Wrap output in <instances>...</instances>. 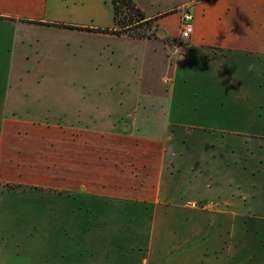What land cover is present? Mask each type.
<instances>
[{
    "label": "rangeland",
    "instance_id": "1",
    "mask_svg": "<svg viewBox=\"0 0 264 264\" xmlns=\"http://www.w3.org/2000/svg\"><path fill=\"white\" fill-rule=\"evenodd\" d=\"M83 1L82 14L87 22L112 21L113 10L108 0ZM133 1L147 20L137 30L149 33L150 39L131 36L130 40L108 41L114 50L111 57L107 48L101 50L105 46L103 39L84 38L80 43L74 40L69 48H59L63 42L59 36H44L49 43L45 80L8 82L9 65L2 59L0 100L6 93L19 101H23L24 96L30 97L29 101L39 98L43 103L35 105L51 110L43 115L50 121L64 118L59 111L65 108L69 110L66 118L75 119L80 115L88 120L91 116L94 120L90 122L106 126L121 115L130 116L137 107L138 126L131 124L113 133L127 137H159L165 142L163 172L159 179L146 178L138 184L133 179L115 178L113 185L105 180L100 187L95 177L83 178L84 192L90 188L103 190L106 185L110 192H118V197L110 195L108 198V208L101 198L91 200L99 201L97 225H102L94 227L97 228L89 238L93 244L100 249L109 247L119 232L124 238L129 233L133 240V250L128 256L102 250L95 253L88 264H264V219L254 217V214H264V210H255L257 203L264 202V139L258 141L263 145L244 146L233 134L207 129L206 121H197L206 129L189 128L188 125L197 120L191 113L177 119L185 127L165 130L161 126V111L157 108L163 109L169 103L160 88L168 89L169 84L168 77H163L168 73L158 45H162L168 55L176 57L181 53L184 41H179V17L183 11H190L198 0ZM75 8L72 5L65 13L77 14ZM67 17L73 21V15ZM171 47L175 48L174 52L170 51ZM107 58L119 62L111 64ZM178 84L184 87L182 81ZM177 100L176 96L174 102ZM74 134L81 138L109 136L107 131L100 130H76ZM234 137L240 141L239 146L228 144L229 138ZM50 201L44 203L45 197L31 190L0 200V232L4 235L0 238V264H6V257L10 263L17 264H74L81 260L71 249L74 243H79L71 235L74 220L68 213L65 219L60 216L63 211L57 207L49 214L55 217L59 213L60 218L49 216L45 207L52 203L57 205ZM87 201L89 199L82 200ZM127 201L132 215L142 214L135 221L128 222L126 212L120 213L119 207ZM8 203L11 207L6 208ZM64 226L68 227L67 231ZM85 226L83 223V228ZM84 242H88L86 237ZM85 260L83 254L81 264H85Z\"/></svg>",
    "mask_w": 264,
    "mask_h": 264
},
{
    "label": "crops",
    "instance_id": "2",
    "mask_svg": "<svg viewBox=\"0 0 264 264\" xmlns=\"http://www.w3.org/2000/svg\"><path fill=\"white\" fill-rule=\"evenodd\" d=\"M72 5L77 14L65 13ZM83 5V0H0V60L6 59L9 65L8 82L45 80L49 43L44 36H59L63 41L59 48H69L74 40L80 43L84 38L103 39L105 46L101 50L107 48L111 57L114 50L108 41L130 40L128 34L113 32L117 30L113 16L111 22H87L82 14ZM190 12L192 32L187 39L179 36V41H184L181 53L176 57L168 55L163 46L158 45L168 73L163 77H168L169 84L168 89L160 88L169 103L163 109L157 108L161 111L162 128L183 126L177 119L191 113L197 120L189 124V128L206 129L197 122L202 120L207 122V129L233 134L244 146L263 145L258 141L264 139V0H198L191 5ZM70 15L73 21L67 20ZM108 59L111 64L119 62ZM178 81H182L183 88ZM177 84L178 93L175 92ZM29 98L24 96L23 101H19L6 93L0 100V187L11 186L9 190L0 188V200L31 190L45 197L44 203L55 202L57 205L52 203L45 207L47 214L54 219L60 216L65 219L68 213L74 220L71 235L79 243H74L71 249L81 260L84 254L85 264L102 250L128 256L133 250L129 233L124 238L119 232L113 244L103 249L89 239L100 216L99 201L92 202V198H101L108 208V198L110 195L118 197V192H110L107 185L103 190L90 188L84 192L81 184L87 176L95 177L100 187L105 180L113 185L115 178L133 179L138 184L146 178L150 181L161 178L165 142L159 137H127L113 133L131 124L138 126L137 107L130 116L121 115L106 126L90 122L91 116L88 120L80 115L75 119L66 118L69 110L65 108L59 111L64 118L50 121L43 115L51 110L36 107L35 104L43 103L39 98L36 101ZM76 130L107 131L109 136L81 138L75 136ZM228 144L239 146L240 141L229 138ZM156 190L158 193L157 183ZM83 198L89 201L83 203ZM143 198L139 200L144 201ZM132 203L134 205L135 201ZM54 207L63 214L50 215ZM119 209L123 215V211L126 212L128 222L142 215L131 214L129 201ZM255 210H264V202L257 203ZM254 217L264 219V214H254ZM63 228L67 231L68 227ZM3 236L0 232V238ZM85 237L88 242H84ZM6 258V264H17ZM81 260L74 264H81Z\"/></svg>",
    "mask_w": 264,
    "mask_h": 264
},
{
    "label": "trees",
    "instance_id": "3",
    "mask_svg": "<svg viewBox=\"0 0 264 264\" xmlns=\"http://www.w3.org/2000/svg\"><path fill=\"white\" fill-rule=\"evenodd\" d=\"M113 10V24L117 28L116 34H128L137 38H151L149 33L140 32V28L147 22L145 14L134 4L133 0H108ZM75 28V27H70ZM91 30V29H87Z\"/></svg>",
    "mask_w": 264,
    "mask_h": 264
},
{
    "label": "built area",
    "instance_id": "4",
    "mask_svg": "<svg viewBox=\"0 0 264 264\" xmlns=\"http://www.w3.org/2000/svg\"><path fill=\"white\" fill-rule=\"evenodd\" d=\"M180 26H179V36L181 39H187L190 37L192 32V14L190 11L185 10L180 15ZM191 204V203H190ZM194 204V203H192Z\"/></svg>",
    "mask_w": 264,
    "mask_h": 264
},
{
    "label": "water",
    "instance_id": "5",
    "mask_svg": "<svg viewBox=\"0 0 264 264\" xmlns=\"http://www.w3.org/2000/svg\"><path fill=\"white\" fill-rule=\"evenodd\" d=\"M160 32H161V31H160V30H158V35H160V34H161ZM170 51H171V52H174V51H175V48H174V47H171V48H170Z\"/></svg>",
    "mask_w": 264,
    "mask_h": 264
}]
</instances>
